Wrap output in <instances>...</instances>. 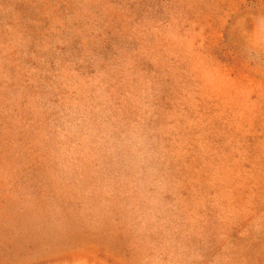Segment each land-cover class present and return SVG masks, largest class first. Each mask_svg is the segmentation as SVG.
<instances>
[{
	"label": "rangeland",
	"instance_id": "374dc122",
	"mask_svg": "<svg viewBox=\"0 0 264 264\" xmlns=\"http://www.w3.org/2000/svg\"><path fill=\"white\" fill-rule=\"evenodd\" d=\"M0 264H264V0H0Z\"/></svg>",
	"mask_w": 264,
	"mask_h": 264
}]
</instances>
